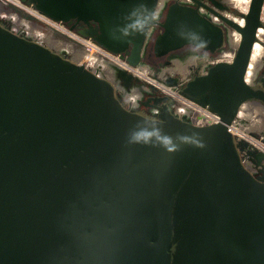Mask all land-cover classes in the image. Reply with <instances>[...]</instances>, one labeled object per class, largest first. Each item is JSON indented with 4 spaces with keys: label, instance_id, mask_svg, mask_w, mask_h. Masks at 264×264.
Masks as SVG:
<instances>
[{
    "label": "water",
    "instance_id": "obj_1",
    "mask_svg": "<svg viewBox=\"0 0 264 264\" xmlns=\"http://www.w3.org/2000/svg\"><path fill=\"white\" fill-rule=\"evenodd\" d=\"M191 1L173 0L161 22L160 0L28 3L57 21L96 22L93 39L130 51L134 67L155 24L157 56L186 44L216 52L237 31L232 62L178 89L221 116L205 126L176 116L167 95L152 116L128 108L112 81L0 20V264H264V165L257 176L243 165L245 142L227 127L245 101L264 105L263 81L246 80L264 45V0L247 12Z\"/></svg>",
    "mask_w": 264,
    "mask_h": 264
},
{
    "label": "built area",
    "instance_id": "obj_2",
    "mask_svg": "<svg viewBox=\"0 0 264 264\" xmlns=\"http://www.w3.org/2000/svg\"><path fill=\"white\" fill-rule=\"evenodd\" d=\"M187 1L189 3H193L191 0ZM206 2L208 3V1ZM244 3L249 8L251 0H245ZM230 5L233 8L241 11L235 5ZM200 9L203 12L211 15V17L214 19L215 15L213 13L207 12L204 7H200ZM0 19L5 20L13 32L30 37L39 42H41L39 40V36H30L28 34L29 30L27 25L41 30L42 33L46 32L47 34H51L55 40L61 43L69 44L72 47L73 52L65 53L78 63L84 64L87 68H90L98 75L112 81L117 88L118 94L119 92L126 91L124 82L119 77V71H126L132 74L133 77H137L139 80L144 82L142 86L143 89L150 90V87L153 85L169 94L172 97L170 106L176 116L184 118L185 120H188L197 126L212 125L222 121L221 116L217 112H214L207 106L201 105L196 101L181 95L177 88L168 87L162 82H159L155 78L154 72L146 64L144 65L147 66L148 72L143 74L138 68L140 65L137 67L130 65L126 60V56H122L120 53H114L108 50L90 37L78 34L68 27L63 21H57L50 18L49 16L37 10L32 4L26 3L23 0H0ZM14 20H22L27 25H14ZM238 45L239 42L237 46H234L230 43V41H228L225 47L221 49L215 57L207 59L209 66H212L213 64L220 61L232 62L235 57ZM77 54L79 55L80 59H76L74 57ZM104 64H109L111 67L113 66L114 70H112V72H108L103 67ZM203 72L206 73L207 68H204ZM251 83H253V81ZM160 85L164 86L165 89H162ZM133 89L141 91L140 86L132 87L131 90L129 92H125V94L131 93ZM129 101L130 100H128L126 105L124 104L128 108ZM132 101L135 102L134 100ZM257 102L260 103L259 101ZM243 104H245V102ZM241 107L235 119L230 124H228L227 127L229 131L235 136L237 141L245 142V145L240 149L241 161L252 174L257 176L264 165V160H259L257 157L259 152L264 153V128L262 130L256 131L243 130L241 127L243 124H245V122H247V118H244L240 115ZM257 118L258 116L255 115V119Z\"/></svg>",
    "mask_w": 264,
    "mask_h": 264
},
{
    "label": "flooded vegetation",
    "instance_id": "obj_3",
    "mask_svg": "<svg viewBox=\"0 0 264 264\" xmlns=\"http://www.w3.org/2000/svg\"><path fill=\"white\" fill-rule=\"evenodd\" d=\"M23 1L28 3V0H23ZM172 1L173 0H167L164 7L159 11L160 13H158L157 11L158 21L160 22L164 21L167 8ZM185 2L189 3L187 0H185ZM207 4L211 7L213 6L211 2H208ZM205 10L209 12L207 9ZM1 21L7 24L5 20H1ZM64 23L68 27H70L72 30L77 32L78 34L86 36V37H90L92 39H93V36L97 35L98 33L99 27H98V24L94 21L84 22V21H79L77 19H71L70 21H67ZM162 31H163V27L160 24L154 25L152 34L149 36V39L145 45L144 53L142 56V61L144 64H146L147 66L151 68V70L154 72L155 75L159 76V78L161 79L165 80L169 76L179 77L178 85L176 87L177 89L184 86L187 83V81L193 79L195 76L199 74H205L203 72L204 68H207V71H208L210 67L207 59L215 57L220 51V50H217L216 52H210L202 48H199L196 45L186 44L177 50L170 51L166 55L157 56L154 52V41H155L156 36ZM129 53L130 51H128V53L127 52L123 53L122 56H127ZM190 56L191 57L195 56L196 58L193 57L194 61L187 65V70L184 73L170 71L171 68L175 67L176 60H184ZM201 60H204V61L200 63ZM162 70L163 71L165 70L164 73ZM162 74H163V77H162ZM261 81H263V85H264V60L263 59L258 68L256 75L254 76L253 84H257ZM143 84L144 82L142 80H139L137 77H135V79H132L127 85L124 83L126 87L125 92H129L132 87H138V86H140L142 90ZM150 88H151L150 90L148 89L144 90V93L142 94V96L137 102L129 101V108L139 111L145 115L152 116L154 113L158 112L159 108L165 102L163 99V96L165 95L169 96L172 102V97L169 94H167L165 91L161 89H154L152 88V86ZM125 92H119V97H120V100L123 102V104L126 105V103L128 102V99H126ZM132 103L134 104V106ZM246 103H251L252 105L254 104L255 106L260 105V107L262 108L264 112V109H263L264 105L258 103L256 100H247L245 101V104ZM261 173H262V170H260L259 175Z\"/></svg>",
    "mask_w": 264,
    "mask_h": 264
},
{
    "label": "bare ground",
    "instance_id": "obj_4",
    "mask_svg": "<svg viewBox=\"0 0 264 264\" xmlns=\"http://www.w3.org/2000/svg\"><path fill=\"white\" fill-rule=\"evenodd\" d=\"M225 1L229 4L235 5L242 12H246L248 9V6L244 3L245 0H225ZM166 2H167V0H160L159 7L157 10L158 13H160L159 11L164 7ZM224 14L226 16L231 17L232 19L236 20L237 22H242L241 18L234 15V14H228L227 12H225ZM262 18L264 21V8H263V12H262ZM214 19L217 21L218 20L220 21V19L217 16H214ZM13 24L14 25H23L26 23L22 20L21 21L20 20H14ZM27 28L29 30L28 34L30 36H39V40L41 42L47 44L48 46L54 48L55 50L64 51L66 53L67 52L68 53L73 52V49L69 44L61 43V42L55 40L51 34H49V33L47 34L46 32L42 33L41 30L36 29L35 27L30 26V25H27ZM258 36L260 39H262L264 41V29L263 28L260 29ZM229 41L232 45L237 46L238 42H240V34L237 31L231 29L229 31ZM195 56H193V57L196 58ZM74 57L76 59L77 58L80 59L78 54L75 55ZM193 57L190 56L184 60H176L175 59L176 60L175 68L174 67L171 68L170 71L171 72H182V73H184L187 70V65L194 61ZM263 57H264V45L262 44V42L257 41V42H255L253 52H252V57H251L250 64L248 67V71L246 74L247 82L251 83L253 81L254 76L256 75V73L258 71V68L262 62ZM195 61H196V59H195ZM103 67L108 72H112V70H114V67L113 66L111 67V65H109V64H107V65L104 64ZM138 68H139L140 72L143 74L148 72V68L144 64H141ZM164 71H163V73H164ZM162 77H163V74H162ZM160 86L162 89H165L164 86H162V85H160ZM144 90H146V89H142L141 91H139L137 89H133V91L131 93L126 94V99H128L130 101L134 100L135 102H137L140 99V97L142 96V94L144 93ZM142 91H143V93H142ZM133 106H134V104H133ZM240 115L243 116L244 118H247V122H245V124H243L241 127L243 130H245V131L255 130L256 131V130H262L264 128V112H263L262 108L260 107V105L255 106L254 104L252 105L251 103L243 104V106L241 107ZM255 115L258 116L257 119H255ZM251 121H253V122H251Z\"/></svg>",
    "mask_w": 264,
    "mask_h": 264
},
{
    "label": "rangeland",
    "instance_id": "obj_5",
    "mask_svg": "<svg viewBox=\"0 0 264 264\" xmlns=\"http://www.w3.org/2000/svg\"><path fill=\"white\" fill-rule=\"evenodd\" d=\"M70 55V54H69ZM263 60H264V57H263ZM175 68V67H174ZM143 88V87H142ZM251 122H253V121H251Z\"/></svg>",
    "mask_w": 264,
    "mask_h": 264
},
{
    "label": "clouds",
    "instance_id": "obj_6",
    "mask_svg": "<svg viewBox=\"0 0 264 264\" xmlns=\"http://www.w3.org/2000/svg\"><path fill=\"white\" fill-rule=\"evenodd\" d=\"M127 34V33H126ZM137 139H139V137H137Z\"/></svg>",
    "mask_w": 264,
    "mask_h": 264
}]
</instances>
